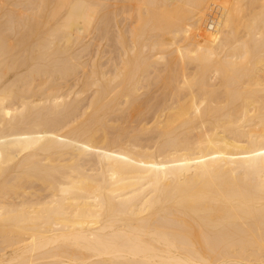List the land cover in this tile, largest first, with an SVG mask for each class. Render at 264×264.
<instances>
[{
	"label": "bare ground",
	"instance_id": "6f19581e",
	"mask_svg": "<svg viewBox=\"0 0 264 264\" xmlns=\"http://www.w3.org/2000/svg\"><path fill=\"white\" fill-rule=\"evenodd\" d=\"M0 264H264V0H0Z\"/></svg>",
	"mask_w": 264,
	"mask_h": 264
},
{
	"label": "rangeland",
	"instance_id": "374dc122",
	"mask_svg": "<svg viewBox=\"0 0 264 264\" xmlns=\"http://www.w3.org/2000/svg\"><path fill=\"white\" fill-rule=\"evenodd\" d=\"M179 44V43H178ZM174 46V45H173ZM173 46H170V48L169 49H172V48H174ZM177 46V45H176ZM172 47V48H171ZM101 55V54H100ZM102 56V55H101ZM106 56H108V54H104L103 56H102V58H101V60L100 61H102L103 59L105 60V58L104 57H106ZM109 57V56H108ZM108 57H106V59L108 58Z\"/></svg>",
	"mask_w": 264,
	"mask_h": 264
}]
</instances>
